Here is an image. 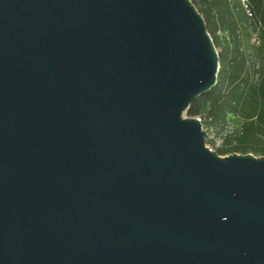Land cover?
Wrapping results in <instances>:
<instances>
[{
    "label": "water",
    "instance_id": "water-1",
    "mask_svg": "<svg viewBox=\"0 0 264 264\" xmlns=\"http://www.w3.org/2000/svg\"><path fill=\"white\" fill-rule=\"evenodd\" d=\"M220 72L191 0H0V264H264V156L185 116Z\"/></svg>",
    "mask_w": 264,
    "mask_h": 264
},
{
    "label": "trees",
    "instance_id": "trees-1",
    "mask_svg": "<svg viewBox=\"0 0 264 264\" xmlns=\"http://www.w3.org/2000/svg\"><path fill=\"white\" fill-rule=\"evenodd\" d=\"M191 1L206 20L221 72L217 85L191 105L187 116L200 118L213 131L225 129L230 117L237 118L241 126L216 152L264 156V0H246L251 14L242 0ZM254 36L257 44L251 43Z\"/></svg>",
    "mask_w": 264,
    "mask_h": 264
},
{
    "label": "rangeland",
    "instance_id": "rangeland-1",
    "mask_svg": "<svg viewBox=\"0 0 264 264\" xmlns=\"http://www.w3.org/2000/svg\"><path fill=\"white\" fill-rule=\"evenodd\" d=\"M256 78H254L255 80ZM187 116V114H185ZM241 126V121L237 118L230 117L228 126L221 130V129H214L213 134L211 137H208V140H213L216 142L215 145L207 144L212 150L217 151V149L221 148L223 145V139L229 135H235L236 130ZM228 156V155H223ZM259 157V156H257Z\"/></svg>",
    "mask_w": 264,
    "mask_h": 264
},
{
    "label": "built area",
    "instance_id": "built-area-1",
    "mask_svg": "<svg viewBox=\"0 0 264 264\" xmlns=\"http://www.w3.org/2000/svg\"><path fill=\"white\" fill-rule=\"evenodd\" d=\"M242 3H243V5H244V8H245L246 12H247L248 14H251V11H250V7H249V3H248V1H246V0H242ZM251 43H252V44H257V43H258V38H257L256 36H254V37L251 39ZM198 119L201 121L200 118H198ZM201 123H202V121H201ZM202 125H203V123H202ZM203 127H204V129L207 131V133H208V137H211V135L213 134L214 131H213L212 129H211V130L206 129L204 125H203Z\"/></svg>",
    "mask_w": 264,
    "mask_h": 264
}]
</instances>
